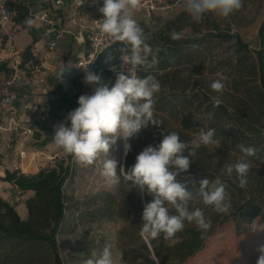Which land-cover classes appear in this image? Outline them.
Instances as JSON below:
<instances>
[{"label":"trees","instance_id":"1","mask_svg":"<svg viewBox=\"0 0 264 264\" xmlns=\"http://www.w3.org/2000/svg\"><path fill=\"white\" fill-rule=\"evenodd\" d=\"M29 16L25 6H20L16 22L32 36V43L23 52V63L38 62L32 53L42 30L28 29L23 21ZM203 26L198 28L184 10L179 16L168 20L162 29H143L146 42L159 46L158 65L137 73L141 78L153 75L161 84V91L155 97V117L160 126L149 124L137 137L132 138L131 151L125 156L120 182L115 191L100 190L83 198L65 191L67 180L73 174L70 160H58L54 166L41 168L35 174H24L20 170L6 171L4 180L21 191H31L25 200L27 216L22 218L11 203L0 197V264H63L58 250L57 236L74 231L79 225L97 220L120 217L128 220L120 231V253L124 264H185L203 251L218 230L230 221L236 223L259 214L264 207V20L259 28V46L251 49L238 32L231 27H222L212 16L206 14ZM201 26V25H199ZM191 28L199 36L185 37L181 33ZM179 34L172 39L171 33ZM1 32V27H0ZM215 42L231 43L234 50L222 59L211 58ZM107 51L96 60L91 70L102 81H115V74L109 70ZM8 70L6 64L0 72ZM57 81V93L46 102L54 118L66 117L77 108L78 100L63 86V77L69 71L63 69ZM212 76L224 71L225 90L214 92L210 85ZM61 72V71H60ZM59 72V73H60ZM57 77V76H56ZM191 89V95H187ZM219 96L223 103L214 108L210 97ZM207 113H213L212 119ZM214 128L215 139L221 147L208 149L202 146L187 173L177 177L199 188L203 178L215 179L226 163H234L241 155L239 145L260 149L259 158H248L252 167L248 174L247 187L241 189L232 178L222 177L226 192L231 197L233 211L229 215L218 214L202 201L195 199L191 207H200L212 221L211 229L202 236L194 224L186 222L182 232L172 239L146 240L140 235L141 217L145 204L153 197L141 193L124 174L136 162L137 155L147 146H158L163 137L177 132L182 141L193 147L196 133L201 129ZM187 155V150L185 152ZM173 214L174 210L170 209ZM248 218V219H249Z\"/></svg>","mask_w":264,"mask_h":264},{"label":"clouds","instance_id":"2","mask_svg":"<svg viewBox=\"0 0 264 264\" xmlns=\"http://www.w3.org/2000/svg\"><path fill=\"white\" fill-rule=\"evenodd\" d=\"M83 3V0H82ZM81 3V4H82ZM141 0H103L99 8L103 19L98 21L99 31L110 37L113 42H122L119 48L121 56L118 63H111L109 70L115 74L114 83L102 81L101 77L89 69L88 65H77L83 72V82L94 86L91 94H82L78 98V107L70 111L63 122L54 126L53 143L64 153L73 156L76 163L90 166L102 158L100 175L110 185L120 182L118 162L109 158V151L117 139L123 141L124 153L131 151L129 141L137 137L149 124L160 126L162 122L155 117V97L161 91L160 82L153 76L143 78L137 75L140 69L158 65L159 46L146 42L143 29L134 19L133 12L141 7ZM243 7V0H185V10L194 22H200L206 14L228 18ZM24 25L31 29L35 21L29 15ZM172 39H179L178 33H171ZM109 60L112 61L111 57ZM64 71L57 75L59 80ZM211 89L223 94L225 83L214 80ZM191 95V89L186 93ZM214 108L223 101L219 96H211ZM213 113H207L212 119ZM216 130L201 128L195 136L194 146L180 139L177 132L165 135L158 146L145 147L136 157L135 164L125 172L124 179L131 182L139 192L153 197L145 204L140 224V235L146 240L172 239L182 232L186 222L194 224L205 235L212 227V221L206 217L200 207L192 208V202L199 198L205 207H211L218 214L229 215L233 211L231 197L226 192V183L222 177L232 178L234 183L244 189L248 184V174L252 167L250 157L259 158V148L240 144L241 155L234 162L224 165L221 174L215 179L203 178L199 188L177 179L187 173L198 150L204 146H220L215 139ZM187 150V155L185 152ZM122 168V167H121ZM174 210V213L170 211ZM251 230L264 231V226L252 223ZM260 255L256 264H264V245L260 246ZM85 264H118L109 246H105L97 256L96 250L87 258Z\"/></svg>","mask_w":264,"mask_h":264},{"label":"rangeland","instance_id":"3","mask_svg":"<svg viewBox=\"0 0 264 264\" xmlns=\"http://www.w3.org/2000/svg\"><path fill=\"white\" fill-rule=\"evenodd\" d=\"M184 10L185 0H181L171 10L158 12L152 17L136 15L134 19L142 29L157 31L162 29L168 20L176 18ZM212 16L222 27H231L235 32H238L251 49L258 48L259 28L264 20V0H243V7L234 11L228 18H220L214 14ZM197 25L198 28H201L204 25L203 21L197 22ZM25 31L22 27L17 28L16 36L25 33ZM181 34L185 37L200 35L192 31L191 28H186ZM22 41L23 37L21 36L19 42L16 40V44L24 51L29 44L25 48L20 47ZM212 49L211 58L216 60L224 58L227 53L229 55L234 47L231 43L215 42ZM83 52L85 49L68 37L65 45L57 50L55 58L44 60L47 61L44 70L47 74L45 83L33 87H20L15 90L17 105L29 104L32 107L26 113L28 121L24 124H31L34 133L27 137L13 134L11 137L13 139L12 148H0V197L14 205L22 218L27 216L26 206L24 210V199L31 194L28 193L29 191H21L14 184L5 181L4 176L7 170H20L24 174H35L41 168L54 166L58 160L66 159L73 164L74 170L65 185L66 193L83 198L100 190H116L117 184H108L100 175L102 158L93 165L82 166L75 162L73 156L64 153L62 149L54 145V126L58 122H63L65 117L53 118L45 123H40L35 110L36 107L46 108V102L55 96L58 89L56 76L64 68H68L69 71L63 77V86L77 100L82 94L92 93L94 86L86 85L83 82L84 72L75 68V63ZM35 58L41 61L43 54L41 55L40 52L35 55ZM6 72L7 70L0 72V98L1 84ZM203 72L207 81L225 78L224 71L212 76H207V71ZM214 147L209 146L208 149ZM21 150L26 152V157L22 159L19 156ZM124 156L123 141L118 138L116 144L109 151V158L118 162V175L123 170ZM4 170L6 171L3 173ZM249 216L250 218L247 216L238 223L230 221L222 226L216 236L208 242L207 247L185 264H256L260 255L258 249L264 245V231L253 232L251 227L253 222L264 226V207L261 213L251 212ZM127 223L128 220L120 217L105 218L81 224L71 233L59 234L57 243L63 264H85L86 259L91 258L94 250L99 256L105 246L111 248L118 264H124L120 253L119 238L120 231Z\"/></svg>","mask_w":264,"mask_h":264},{"label":"built area","instance_id":"4","mask_svg":"<svg viewBox=\"0 0 264 264\" xmlns=\"http://www.w3.org/2000/svg\"><path fill=\"white\" fill-rule=\"evenodd\" d=\"M181 0H141V7L134 10L133 16L144 15L152 17L158 12L171 10ZM0 0V66L5 63L7 72L1 84L0 98V142L12 148V135L29 136L34 133L31 124L27 122L26 113L31 105H17L15 90L20 87H33L44 84L47 58H55L58 49L65 45L67 38L85 49L75 63V68L83 71L77 65H88L91 70L100 55L109 51L108 68L111 63H118L122 42L113 40L99 31L98 21L103 14L99 8L103 0ZM20 6H25L35 24L36 30H42L40 39L35 42L32 53L35 57L43 54V59L37 64L23 63V50L16 44V29L20 28L16 18L20 14ZM111 57L112 61L109 60ZM40 123L50 121L52 116L48 107L35 108ZM60 123V122H58ZM20 158L26 157V152H19ZM23 172V171H22Z\"/></svg>","mask_w":264,"mask_h":264},{"label":"crops","instance_id":"5","mask_svg":"<svg viewBox=\"0 0 264 264\" xmlns=\"http://www.w3.org/2000/svg\"><path fill=\"white\" fill-rule=\"evenodd\" d=\"M22 37H23V41L21 42V44H20V47H23V48H25L28 44L30 45L31 43H32V36L28 33V31H25V33H22V34H20ZM20 35H17L16 36V40H18V42H19V39H20ZM55 57H56V53H55V55H54ZM0 148L1 149H8V147H7V145L5 144V143H3V142H0ZM6 170H4L3 171V173L5 172ZM11 171V170H10ZM2 173V174H3ZM29 194H32V192L31 191H29L28 192ZM28 198V197H27ZM26 198V199H27ZM26 199H24V210H25V200ZM27 212V211H26Z\"/></svg>","mask_w":264,"mask_h":264},{"label":"water","instance_id":"6","mask_svg":"<svg viewBox=\"0 0 264 264\" xmlns=\"http://www.w3.org/2000/svg\"><path fill=\"white\" fill-rule=\"evenodd\" d=\"M126 156V155H125ZM125 156H124V160H125Z\"/></svg>","mask_w":264,"mask_h":264}]
</instances>
